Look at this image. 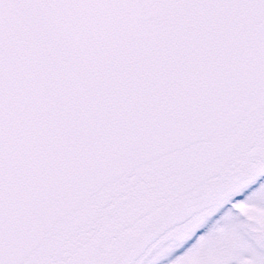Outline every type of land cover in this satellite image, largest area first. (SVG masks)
<instances>
[{
  "label": "snow or ice",
  "instance_id": "6c2138e0",
  "mask_svg": "<svg viewBox=\"0 0 264 264\" xmlns=\"http://www.w3.org/2000/svg\"><path fill=\"white\" fill-rule=\"evenodd\" d=\"M0 264H264V0H0Z\"/></svg>",
  "mask_w": 264,
  "mask_h": 264
}]
</instances>
